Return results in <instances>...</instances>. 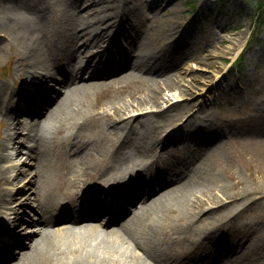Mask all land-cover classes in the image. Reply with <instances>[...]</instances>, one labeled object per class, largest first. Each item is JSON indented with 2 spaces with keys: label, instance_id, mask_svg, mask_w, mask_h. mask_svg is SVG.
<instances>
[{
  "label": "bare ground",
  "instance_id": "6f19581e",
  "mask_svg": "<svg viewBox=\"0 0 264 264\" xmlns=\"http://www.w3.org/2000/svg\"><path fill=\"white\" fill-rule=\"evenodd\" d=\"M43 2L36 1V13ZM119 2L121 0H73L68 9L70 21L64 30L56 34L59 41L55 43V38L50 46L44 39L43 28L37 27L33 21L24 22V26L20 28L19 50L15 46L12 63L14 76L21 81V86L15 89L12 84L10 87L0 83V135H3L0 150H4L9 143L17 144L23 133L22 129L27 126V123L24 125L11 112L18 113L20 108L25 109L30 105L32 96L39 97L38 93H41L43 86L52 87V84L59 83L71 88L64 91L65 95H61V102H51L46 109L35 114L29 138L21 140L28 143V146L22 148L18 145L15 151L19 162L11 165L1 163L9 159L0 155V210L5 206L8 197L17 196V200H22L23 204H31L29 210L33 218L26 220L24 212L17 227L31 228L27 238L36 239L29 247V252L18 258L17 263L11 262L15 258L11 255L4 260V264H168V260L180 264L200 261L210 264H236L240 252H246L247 242L241 243L236 237L230 238L226 235L206 242L207 239L210 240L211 233H218L216 227L223 226L221 223H209L208 228L200 232L201 241L190 238L196 226L204 224L213 214L225 211L226 206H217L227 199L225 194L220 196L213 190H206L197 176L185 172V169L174 170L181 181H164L168 167L161 166L160 171L154 167V162L169 153L173 141L182 144L200 142L202 147L216 145L217 136L207 132V126L197 116L200 108L195 111L190 109L192 111L188 113L189 117H185L186 120L184 119L180 127L174 129L172 134L168 133L169 135L156 140L157 147L162 148L161 152H141L144 157L152 159L148 164L122 153V148L128 141H132V134L138 128L135 115L127 113L129 107L135 108L131 110L132 113H138L143 109L141 106L145 107L155 101V117L160 116V113H169L173 103L165 107L159 105L160 100L167 102L169 99L163 96L164 91H171L179 85L183 97L193 89H202L199 86L207 82L209 75H194L192 73L195 68L183 66V59L177 53L175 44L189 43L181 42L182 35L177 37L179 33H176V28L180 22L173 20L170 15L178 10L173 5V0H154L153 4L150 3L151 6L148 4L154 15L156 11L163 9L161 22L156 25L158 37L163 42V54L159 53L153 42L144 39V33L132 39L133 53L128 54L130 46H122L117 36L133 25L136 17L134 13L141 4L132 11H127ZM129 2L127 0V6ZM163 2H166L165 7ZM74 8L79 9L76 15L71 13ZM41 13H45V8ZM119 15L121 21L116 20ZM0 20L3 21L2 18ZM125 37L121 36L120 39L125 40L128 46V35ZM114 47L119 48L117 52H113ZM2 59L4 58L0 55V60ZM172 70H176V75L172 74ZM87 72L91 75L88 80L84 76ZM187 74L191 76L190 80L186 79ZM210 84L214 91L221 87L222 80H213ZM139 85L145 87V97L141 96L138 101L129 100L124 106L120 103L117 105L116 100L121 95L116 93L117 90ZM140 86L128 95L129 99H136L137 94H143ZM26 89L27 96L20 99L21 90ZM35 90L37 92H33ZM91 96H94L93 100ZM199 97L202 100L204 98L203 94ZM88 107L89 111L84 114V109ZM140 114L145 113L142 111ZM81 115L82 120H78L77 116ZM43 116L45 118L42 120ZM65 120L70 121L72 127L80 128L87 123L99 122L108 126L109 130H114V138L110 140L113 144L109 147L111 156L108 159H98L91 150L92 144L89 141H80L73 130L64 135ZM196 133L204 134L205 138L189 141V135ZM72 137L75 138L73 143ZM255 143L264 146V140H256ZM52 152L53 155L63 152L81 155L78 163L70 167L49 159ZM115 156L121 166L112 163ZM95 158L98 159L96 164L93 162ZM78 165L81 169H78ZM29 169L33 171L28 172ZM64 169L68 170L65 174ZM132 174L135 175L129 181L130 187L123 190L124 193L158 194L155 198H142L140 205L144 207L135 213V226L132 222L125 221L120 228H114L111 234L104 236L100 235L103 230L101 224L86 225L88 227L85 226V232L78 231L79 227L74 225L50 226L49 209L60 207L65 198L83 199L81 195H84L83 189L87 184L105 190L106 188L98 185L115 187ZM5 184H11V187L5 188ZM57 190L61 193L59 198H56ZM157 197H161L160 202ZM166 197H170L172 202L168 204ZM241 211L242 209L238 210ZM150 212L155 214L149 215ZM1 238L3 236L0 233ZM181 242L191 246L184 253L173 248ZM86 247L91 248L90 256L83 254ZM214 249L220 252L218 256L214 254ZM163 251L168 254L166 260L161 258Z\"/></svg>",
  "mask_w": 264,
  "mask_h": 264
},
{
  "label": "rangeland",
  "instance_id": "374dc122",
  "mask_svg": "<svg viewBox=\"0 0 264 264\" xmlns=\"http://www.w3.org/2000/svg\"><path fill=\"white\" fill-rule=\"evenodd\" d=\"M36 1L0 0V19L3 20H0V55L4 58L0 60V83L9 86L12 84L14 86L12 88L15 89L20 88L21 81L14 76L12 62L15 46L19 50V31L24 26V22L30 20L37 27L43 28L44 39L50 46L56 34L64 30L70 21L68 9L73 0H43L41 9L37 13ZM126 2L127 0H121L119 3L127 11H132L141 4L139 10L134 13L136 17L133 25L125 31L129 37L128 45L132 44V39L144 33V39L153 42L159 53L163 54V42L156 32V25L161 22L163 9L156 11L154 15L148 7V4H153L154 0H130L128 6ZM163 5L165 7L166 2H163ZM173 5L178 10L171 12L170 15L173 20L180 22L176 28V33L179 34L175 36L182 35L181 42L189 43V45L175 44L177 53L183 59V66L195 68V72L192 73L194 75L204 73L209 77L206 83L199 86L202 89H193L190 94H185L183 97L179 85V88L174 87L171 91H164L163 96L169 99L167 102L160 100L159 105L165 107L173 103L169 113H160V116L155 117V101H151L145 107L141 106L143 109L138 113H132L131 110L135 108L129 107L127 113L135 115L138 128L132 134V141H128L122 151L140 161L148 162L141 152L148 153L154 145L157 147L156 140L169 135L168 133L172 134L174 129L180 127L185 117H189L188 113L192 111L190 109L193 108L195 111L200 108L197 116L207 126V132L217 136L216 145L202 147L200 142L182 144L173 141L169 153L172 152L175 156L167 160L168 166L184 168L187 170L185 172L197 176L206 190H213L220 196L225 194L227 199L217 205L226 206L225 211L213 214L204 224L196 226L190 238L202 240L200 232L208 228L209 223L219 225L221 223L223 226L216 227L218 235L211 233L210 240L207 239L206 242L215 241L220 235L236 237L238 242H247L248 245L246 252H240L236 264H264V146L255 143L256 140H264V0H173ZM43 8H45L44 14L41 13ZM78 12L79 9L75 8L71 11L75 15ZM116 18L121 21L120 15ZM1 22L7 24L3 25ZM259 26H261L260 32H258ZM256 36H259L257 44L249 47V43ZM58 41V38L54 40L55 43ZM124 45L129 47L125 40ZM129 49L128 54H132V48ZM240 57H243V62L241 65H236L235 61ZM172 71V74L176 75V70ZM188 74L186 79L190 80L191 76ZM213 80H222L221 87L214 91L210 84ZM139 86L117 90L116 93L121 94L116 100L117 105L120 103L124 106L130 101H138L141 96L145 97L146 89L140 86L143 94H137L136 99H129L128 95L138 90ZM201 94L204 96L203 100L199 97ZM93 99L94 96H91V100ZM105 108H108V105H105ZM89 109L90 107L85 108L84 114ZM142 111L145 114H140ZM11 115H16V112H11ZM44 118L45 116L42 120ZM82 118V115L77 116L78 120ZM23 121L28 123L29 119L23 118ZM64 122L66 124L64 135L73 130L80 141H89L90 145L92 144L91 150L98 159H108L111 156L109 147L113 144L110 140L114 138V130H109L108 126L99 122L87 123L80 128L72 127L70 121ZM189 136V141L205 138L204 134L197 133ZM1 138L2 134L0 140ZM74 140L75 138L72 137V143ZM169 153L165 156L170 157ZM79 155L81 154L69 155L65 152L53 155L52 152L49 159L73 167L78 163ZM11 157L10 161L1 163L11 165L12 162H18L14 160L15 156ZM97 158L93 159L95 164L98 162ZM115 158L117 157H114L112 163L120 166V161ZM32 171L28 170V172ZM67 171L64 169L63 173ZM166 176L168 179L181 181L171 170H168ZM98 186L108 189L105 185ZM4 187L10 188L11 185L5 184ZM56 194L58 197L60 191L57 190ZM25 209L29 211V207L23 206L22 210ZM240 209L242 211L238 212ZM26 217H29V214ZM22 233L28 235L25 230ZM34 241L33 238H25L23 242L28 248L22 249L14 261L18 262V258H21L24 252H29V245ZM189 247H191L189 244L181 242L173 248L182 252L187 251ZM90 250L91 248L86 247L83 254L90 256ZM219 253L214 249V254L218 256ZM161 255L166 257L168 254L163 251Z\"/></svg>",
  "mask_w": 264,
  "mask_h": 264
},
{
  "label": "trees",
  "instance_id": "16d2710c",
  "mask_svg": "<svg viewBox=\"0 0 264 264\" xmlns=\"http://www.w3.org/2000/svg\"><path fill=\"white\" fill-rule=\"evenodd\" d=\"M261 31V26H259V28H258V32H260ZM257 42V40H254V41H252L251 43H250V45H253V44H255Z\"/></svg>",
  "mask_w": 264,
  "mask_h": 264
}]
</instances>
